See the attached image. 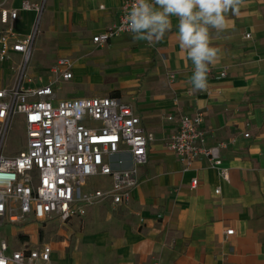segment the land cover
I'll list each match as a JSON object with an SVG mask.
<instances>
[{
    "label": "crops",
    "instance_id": "obj_1",
    "mask_svg": "<svg viewBox=\"0 0 264 264\" xmlns=\"http://www.w3.org/2000/svg\"><path fill=\"white\" fill-rule=\"evenodd\" d=\"M25 1L42 6L39 17L34 10H22ZM122 1L0 0V7L18 12V38L30 35L39 22L32 46L37 41L44 56L56 54L54 61L71 59L69 80L107 92L94 97L118 92L116 98L132 106L151 136L131 200L109 206L107 220L96 221L102 208L90 209L81 229L75 222L62 228L55 249L38 242L35 222L7 241L12 248L18 240L48 244L52 264H264V0H245L238 14H226L227 29H210L218 60L209 65L207 88L197 92L188 83L193 65L179 46L177 16L170 17V30L152 44L134 41L132 34L103 46L91 43L92 36L117 21ZM247 33L250 38L244 39ZM66 40L72 44L64 47ZM20 61L19 54L11 53L0 62V74L6 62L17 66ZM120 68L125 70L120 73ZM0 88L6 86L0 83ZM64 99L72 98L54 93V103ZM199 112L205 146L226 144L220 157L227 181L205 158L184 171L167 148L179 114ZM227 230L233 234L226 236Z\"/></svg>",
    "mask_w": 264,
    "mask_h": 264
},
{
    "label": "built area",
    "instance_id": "obj_2",
    "mask_svg": "<svg viewBox=\"0 0 264 264\" xmlns=\"http://www.w3.org/2000/svg\"><path fill=\"white\" fill-rule=\"evenodd\" d=\"M134 2L123 0L117 21L92 36L91 43L103 46L111 39L131 34L125 27V16ZM22 10H34L39 17L42 6L25 1ZM17 16L16 10L0 7V62L11 53L21 56L15 83L0 88V224L64 223L83 217L86 207L97 200L112 206L126 205L139 184V170L147 163L151 136L141 128L132 106L116 97L72 98L54 103L55 81L71 79L72 61L67 57L57 59L51 68L56 79L45 84L39 79V84L30 85L32 80L25 75V68L36 25L30 35L18 38L14 33ZM243 38L249 39L250 34ZM224 75V71L219 74ZM16 116L23 120L26 145L18 154L8 155L5 141ZM203 119L201 112L180 113L178 128L167 148L183 164L184 171L198 158H205L227 181L228 170L221 167L220 157L226 144L205 146ZM248 136L243 134L244 138ZM92 177L106 178L107 183L86 193L84 188ZM195 185L196 180H192L191 186ZM232 234L233 230L225 232L226 236ZM18 245L12 248L7 240L0 239V255L8 258L9 264H52L48 244L30 245L18 240Z\"/></svg>",
    "mask_w": 264,
    "mask_h": 264
},
{
    "label": "clouds",
    "instance_id": "obj_3",
    "mask_svg": "<svg viewBox=\"0 0 264 264\" xmlns=\"http://www.w3.org/2000/svg\"><path fill=\"white\" fill-rule=\"evenodd\" d=\"M245 0H135L125 16V27L134 41L159 40L171 28L172 16L179 17L178 39L182 52L192 62L188 83L191 91L207 88L209 65L218 60L219 49L211 46L210 29L229 27L226 14H238ZM0 264H9L0 255Z\"/></svg>",
    "mask_w": 264,
    "mask_h": 264
},
{
    "label": "rangeland",
    "instance_id": "obj_4",
    "mask_svg": "<svg viewBox=\"0 0 264 264\" xmlns=\"http://www.w3.org/2000/svg\"><path fill=\"white\" fill-rule=\"evenodd\" d=\"M40 23L38 22L35 26V34L37 33L38 28L40 27ZM132 36V35H131ZM72 43L71 41L66 40L64 42V47L70 46ZM50 47V44H45V48ZM44 53L41 52L40 48L37 45V41L31 48V54L28 61V64L25 68V75L32 79V82L38 83L39 79H42L41 84H44L47 81L53 80V75L49 72L48 65H54L56 60V54L53 56H44ZM13 65V64H11ZM10 64L6 62V64L2 65V73L0 74V83H3L6 87L12 86L17 78L18 71L17 66L14 64L10 66ZM125 68H120L119 71L122 73ZM40 83V82H39ZM53 91L56 94L57 98H90L97 95H104L106 94V90L102 88L93 87L91 83L87 82H79L75 79L72 80H56L53 85ZM145 90V89H142ZM109 95L118 94V92H109ZM26 139H25V132H24V124L23 120L20 116H16L9 128L8 135L5 141V148L4 151L8 155H16L20 151L25 148ZM107 183L106 178L102 177H92L88 180L87 186L84 188L86 193L91 192V190L100 188L102 185ZM117 207L112 206L109 202L97 200L93 204L86 207L87 214L83 217H74L70 220L62 223L61 221H50L47 223H42L39 225V229H37V237L38 242L41 243H50L52 248L55 249L57 245L60 243L61 237H63L61 230L64 229L65 226L71 225L73 222L77 224V226L81 227L84 223H86V219L88 217V213L92 208H102L103 211L99 212L96 215V221L99 223L104 222L107 220V215L105 211L108 207ZM24 226H10V225H0V238H4L6 240L13 241L19 233L23 231ZM61 228V229H60ZM60 229V230H59ZM16 245V244H15ZM61 256V255H60Z\"/></svg>",
    "mask_w": 264,
    "mask_h": 264
},
{
    "label": "trees",
    "instance_id": "obj_5",
    "mask_svg": "<svg viewBox=\"0 0 264 264\" xmlns=\"http://www.w3.org/2000/svg\"><path fill=\"white\" fill-rule=\"evenodd\" d=\"M110 96H112V97H116V94H114V95H110Z\"/></svg>",
    "mask_w": 264,
    "mask_h": 264
}]
</instances>
